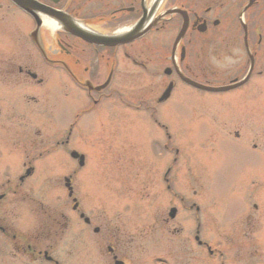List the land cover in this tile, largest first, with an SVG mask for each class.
Here are the masks:
<instances>
[{
  "label": "flooded vegetation",
  "instance_id": "obj_1",
  "mask_svg": "<svg viewBox=\"0 0 264 264\" xmlns=\"http://www.w3.org/2000/svg\"><path fill=\"white\" fill-rule=\"evenodd\" d=\"M218 76L225 137L253 142L261 155L254 141L264 145V0H0V264H164L166 224L183 232L182 210L196 218V247L222 260L227 218L217 209L219 246L201 237L202 217L216 209L187 203L175 187L178 136L166 126L183 121L177 103L206 100ZM134 110L158 129L154 156L133 145ZM82 123L101 139L88 175L87 153L74 146L85 137ZM139 160L167 161L157 175L158 195L170 199L160 222L164 201L148 209L146 171L141 199L127 198ZM54 188L60 196L51 200ZM261 197L263 209L254 203L246 217L253 242L244 256L253 264L264 262ZM177 247L176 258L193 257L186 243Z\"/></svg>",
  "mask_w": 264,
  "mask_h": 264
},
{
  "label": "rangeland",
  "instance_id": "obj_2",
  "mask_svg": "<svg viewBox=\"0 0 264 264\" xmlns=\"http://www.w3.org/2000/svg\"><path fill=\"white\" fill-rule=\"evenodd\" d=\"M214 65L217 69L221 68L219 62L214 63ZM213 82L215 85L220 86V77L218 76L217 79L213 78ZM223 99L222 92H212L207 95L206 100L192 103V106L188 103H177L175 105L176 110L183 121L181 123H166L168 130H170V125L176 127L178 136L176 145L179 150V159L172 173L174 178H176L175 182L177 185L175 187L187 203L189 200H194L199 206H202L204 212L208 213L216 209L215 212H212L211 219L207 215L202 217L203 229L201 237L203 239H211L215 245L219 246L222 240L220 235H217L216 229L220 230L223 218L219 215V220H217V209L222 207L227 218L225 222L227 226V246L222 251L223 259L221 260V257L220 259L219 257L217 259L209 258L203 255L202 251L196 247V241L191 237L195 232L196 218L192 214L193 212L182 210L177 225L183 228V232H173V226L166 224L167 231L163 235L161 246L164 264H221V262L222 264H253L251 257L244 256V252L252 246L253 242L252 234L247 235V228L250 225L247 224L246 217L248 212H253L252 205L254 203H258L261 210L263 209L259 199H263L261 196L264 193V188H259L261 187L259 185L264 183V145L262 139H255L254 142L258 144V150L263 152L259 155L253 150V142L250 144L238 143L225 137L223 123H226L227 110L223 106ZM124 110L128 111L125 108ZM130 116L132 119L130 128L134 147L139 152V150L147 146V151L145 152L144 150L145 157L148 155L154 156L156 154L155 145L151 144L150 141L156 135L157 127L154 123L149 122L148 113L146 112L134 110L130 112ZM112 124L119 126L120 123ZM121 124L124 125V123ZM82 125L85 127V137L81 138L82 140H74V146H79L87 153L88 165L84 173L88 175L94 166L98 165L96 164L98 158L95 155V148L96 142L100 144L101 139L100 137L97 139L94 137L93 123H82ZM106 125L107 123H101L100 128H102L101 130L104 129V132H106ZM260 130L261 135H264V110L260 111ZM145 157L144 161L146 162L147 159ZM136 159L137 157L133 161H136ZM159 160L157 163H151L148 160L145 166L139 160L132 166L135 173L138 169L137 172L139 174L134 184L133 193L127 194V198L133 201V205H136L137 201L141 199L140 195H137L139 192L137 187L143 181L140 172L146 171L149 176L147 182L148 196L146 197L147 202L149 201L148 209L155 210L157 209L156 205H158L156 202L159 199L164 201V206L159 210L154 222L161 221V217L165 216V209L170 202V199L166 196L161 198L158 195L159 181L157 175L162 174L167 163V161L161 162ZM110 161L111 158L107 157L103 161L104 164L102 166L109 167ZM91 189L86 187L85 193H89ZM55 190L54 188L51 192V200L57 194V197L60 196L59 192L56 193ZM258 190H261L260 194L257 192ZM112 192L117 193V190ZM104 194L108 198H119V196H109L111 194L107 190H104ZM151 220L149 218V227L154 223ZM175 224L176 222L173 225L176 226ZM259 226L261 231V237L259 235L260 249L263 254V218L260 219ZM204 233H206V238H204ZM177 242L181 243V245L186 243L188 246L187 250L191 251L193 257L186 254L184 257L176 258ZM157 252L155 250L150 252V262L152 255ZM261 264H264V262Z\"/></svg>",
  "mask_w": 264,
  "mask_h": 264
},
{
  "label": "water",
  "instance_id": "obj_3",
  "mask_svg": "<svg viewBox=\"0 0 264 264\" xmlns=\"http://www.w3.org/2000/svg\"><path fill=\"white\" fill-rule=\"evenodd\" d=\"M213 90H216V91H220L222 90V87H215V88H212Z\"/></svg>",
  "mask_w": 264,
  "mask_h": 264
}]
</instances>
